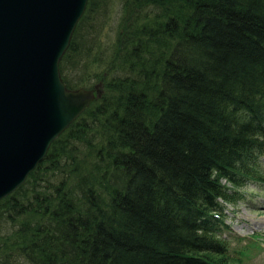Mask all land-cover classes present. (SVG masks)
Here are the masks:
<instances>
[{
  "label": "trees",
  "instance_id": "trees-1",
  "mask_svg": "<svg viewBox=\"0 0 264 264\" xmlns=\"http://www.w3.org/2000/svg\"><path fill=\"white\" fill-rule=\"evenodd\" d=\"M106 1L59 62L103 93L0 199V264H242L220 231L264 183V0H123L103 45Z\"/></svg>",
  "mask_w": 264,
  "mask_h": 264
},
{
  "label": "water",
  "instance_id": "water-1",
  "mask_svg": "<svg viewBox=\"0 0 264 264\" xmlns=\"http://www.w3.org/2000/svg\"><path fill=\"white\" fill-rule=\"evenodd\" d=\"M87 0H0V199L22 184L51 142L100 96L68 87L59 62Z\"/></svg>",
  "mask_w": 264,
  "mask_h": 264
},
{
  "label": "rangeland",
  "instance_id": "rangeland-1",
  "mask_svg": "<svg viewBox=\"0 0 264 264\" xmlns=\"http://www.w3.org/2000/svg\"><path fill=\"white\" fill-rule=\"evenodd\" d=\"M98 9L93 21L94 43L99 41L103 45H110L118 31L123 0H107L104 4H99ZM84 29L83 32L88 30V27ZM81 68L83 69L81 65H76L73 69L76 74L79 73L81 80H87L73 88H91L99 83L102 94L103 84L93 82L94 76L92 74L91 76L88 74L89 77L85 76ZM103 74L107 75L106 72ZM242 188L243 197L228 202L224 208L223 217L227 227L223 228L220 234L228 238L229 247L234 250L239 249L244 243L248 245L247 250L243 247L242 264H264V183L246 181Z\"/></svg>",
  "mask_w": 264,
  "mask_h": 264
}]
</instances>
